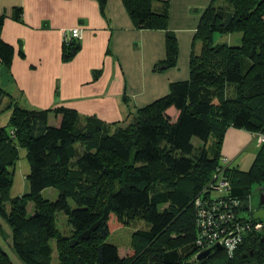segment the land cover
<instances>
[{"label": "trees", "instance_id": "trees-1", "mask_svg": "<svg viewBox=\"0 0 264 264\" xmlns=\"http://www.w3.org/2000/svg\"><path fill=\"white\" fill-rule=\"evenodd\" d=\"M106 1L100 0L102 7ZM156 1L123 0V4L138 28L168 30L169 1L164 0L160 10L155 9ZM225 1L233 12L221 3ZM211 3L196 32L202 39L201 54L192 50L190 79L171 83L168 94L130 114L128 125L124 120L107 124L97 117H82L65 106L25 109L11 96L4 105L7 94L0 86V113L12 110L9 125L31 162L26 176L30 193L13 198L9 209L0 196V211L12 226L10 244L25 264H50L52 241L57 242L61 264H244L242 254L258 248L256 238L264 233L247 237L234 257L219 250L206 260L194 259L199 248L193 200L220 167L227 128L264 134V0ZM16 12L19 17L21 8ZM5 17L0 13V69L10 71L16 48L1 36ZM217 32L241 33V44H216ZM166 40L167 56L158 68L178 64L177 37L168 31ZM80 42H63L66 60L81 50ZM171 108L179 111L175 121ZM50 113L63 114L59 126L49 125ZM12 139L11 132L0 126V193L12 184L20 156ZM228 172L232 194L249 196L251 183L264 180V143L249 171L230 167ZM53 188L59 192L47 204L41 196ZM103 192L110 212L83 239L81 234L103 218L107 208L99 206ZM30 198L36 211L29 215L25 208ZM53 209L68 216L71 240L77 244L56 230ZM139 215L148 224L135 234L139 254L123 258L118 246L106 238ZM153 252L156 263L148 258ZM259 257L264 258L260 250ZM0 264H14L1 244Z\"/></svg>", "mask_w": 264, "mask_h": 264}, {"label": "crops", "instance_id": "crops-1", "mask_svg": "<svg viewBox=\"0 0 264 264\" xmlns=\"http://www.w3.org/2000/svg\"><path fill=\"white\" fill-rule=\"evenodd\" d=\"M17 8L22 10L19 17ZM0 13L6 15L1 36L16 48L9 71L13 78L10 85L5 86L0 76V86L7 94L4 105L10 102L11 96L25 109L46 110L65 106L76 109L82 117H97L107 124L122 122L127 117L120 99L135 91L128 78L127 93L122 88L127 61L123 54L125 47L118 42L116 34L128 33L127 29L134 28L135 19L123 0H107L103 7L100 0H0ZM80 26L84 32L81 50L66 60L63 56V31ZM146 33L149 31L142 30L141 36ZM163 35L164 31L160 40L165 48L167 40ZM154 37H158L157 32ZM138 41L144 45L141 39ZM111 51L118 54L119 59ZM133 52L138 54L137 50ZM165 58L164 54L154 56L153 64L158 65L155 72L167 68L164 65L158 68ZM146 92L137 102L141 108L161 95L151 96ZM175 111L178 113L172 118L174 121L179 116V111ZM62 119L63 114L50 113L48 122L59 126ZM232 127L226 130L221 154L223 158L228 157L230 165L235 167L237 156L251 144L254 133Z\"/></svg>", "mask_w": 264, "mask_h": 264}, {"label": "rangeland", "instance_id": "rangeland-1", "mask_svg": "<svg viewBox=\"0 0 264 264\" xmlns=\"http://www.w3.org/2000/svg\"><path fill=\"white\" fill-rule=\"evenodd\" d=\"M167 1H169L168 4L170 5L168 13V30L142 29L149 31V33H146V35L143 34L141 36L142 30H139L140 28L137 27L135 22L134 28L127 29L128 33L120 34L117 32L116 34V36L118 35L119 37L118 42L125 47L123 49V54L125 55L124 59L127 61V66L125 68L126 75L124 73V80H121V83L123 85L122 88L124 89V92L127 93V89H129L127 87V80L129 79L130 87L133 89V91H135V93H133L132 95L126 96L125 99H122V97L120 99L121 105L123 104V107L125 109L124 112L125 114L127 113L126 115L124 114L125 116H127L124 119V125H128L131 121L132 116L130 117L129 115L135 113L137 109L141 108L137 105V102L139 101L138 99L142 98L145 95V90L147 91L146 94H149L151 96H153L154 94L158 96L161 93L160 97H164L171 91V83H174L176 81H186L187 79H190L191 52L192 50H194L197 56L198 54H201L202 39H200V37L198 36L196 37L198 25L202 17L201 9H203V11L207 10V8L212 5L211 2L213 1L215 5L218 6L221 0ZM162 2H164V0H158L156 1V3H154L156 10H160L162 8ZM221 3H223V5L230 13L233 12V6H231L228 1ZM155 31L157 32L158 37H154L156 33ZM163 31L165 38L168 31L172 32L177 37L179 43V55L177 61L178 64L175 67L165 68L164 71L155 72L154 70H157L158 65L153 64L154 56L160 57L163 56V54L164 57L167 56L166 45L164 48V42L160 40V35ZM213 38L214 43L216 44L222 43L232 46L241 44L243 37H241V33L237 32H217L215 33V35H213ZM139 39L144 42V45L141 44V41H138ZM145 39H148V41ZM134 50H137L138 54H135L133 52ZM112 54H114L116 59H119L117 56L118 54H115L114 51ZM126 56H129V58H127ZM165 90L166 92L164 94ZM127 97H129V99ZM158 98H155L153 101L157 100ZM11 113L12 110L10 109H3V111L0 113V126H5L8 132H11V136L13 137L12 140H14L16 143L15 148L17 151H20V156L13 172L14 180L9 188H7L6 190H2L0 193V196L3 198L4 204L6 205L5 207H7L8 209L13 198L17 197L18 195L28 194L31 191V185H29L26 178L31 169V162H29L27 151L21 146V141H18L17 138H15L16 130H12L11 126L9 125ZM171 113V117L175 118L178 112L171 109ZM259 150L260 145L258 141L253 138L251 140V144H248V146L240 152V155L237 156V159L235 160V167H238L242 171H249L259 154ZM13 168L14 166H9V169L13 170ZM250 189V201L246 202L244 206L249 205L252 209V207L256 208L257 205H260L261 195L262 193L264 194V180H261V182L251 183ZM58 192V188L47 189L43 192L41 197L43 200L45 199V202L47 204H50L56 199ZM103 193L104 196L102 197V201L99 206H102L101 209L104 210L107 207V197L106 192ZM216 194L217 193H215V195ZM70 203L73 207H75V203L72 199L70 200ZM42 204H44V202ZM35 205V200L30 198V200L26 202V213H28L29 215L35 213ZM107 210L109 214V207H107ZM51 213L53 214L55 219L56 230L59 233L61 232L65 235H69L71 242V238H73V228L70 224V219L68 218V216L62 211H57L54 209L51 210ZM143 216L144 215H139L135 219L126 222L123 227L113 230L112 233L106 238L107 242L112 244L114 243L118 246L120 254L123 258L128 257L132 253H136V255L139 254L137 250L138 246H136L139 239H137L138 237L135 234L138 229H147L148 224L146 223V220ZM12 237V226L9 222L6 221L4 213L0 211V244L3 246L8 255L11 256L14 264H25L17 255L16 250L12 248V244H10L11 242H13ZM52 246L54 248V251L52 258L50 259V264H61L59 258L60 255L58 254L57 242L52 241ZM154 253L155 252L149 255L148 258L156 263L158 257L157 254L154 255ZM198 254L199 253H196V256ZM196 256L194 257V259H196Z\"/></svg>", "mask_w": 264, "mask_h": 264}, {"label": "built area", "instance_id": "built-area-1", "mask_svg": "<svg viewBox=\"0 0 264 264\" xmlns=\"http://www.w3.org/2000/svg\"><path fill=\"white\" fill-rule=\"evenodd\" d=\"M63 33V42L66 43L71 40L81 41L84 36L81 26L69 28ZM2 61L0 59V65ZM254 138L259 145L264 143L263 133H255ZM230 167L232 165L228 158H222L220 167L214 172L211 181L193 200L198 236L196 243L199 248L197 253L219 242L227 256L234 257L247 237L264 229V219H255L250 210L249 219L240 218V215L247 212L243 207L250 201V195L238 197L232 194L234 188L228 172Z\"/></svg>", "mask_w": 264, "mask_h": 264}, {"label": "water", "instance_id": "water-1", "mask_svg": "<svg viewBox=\"0 0 264 264\" xmlns=\"http://www.w3.org/2000/svg\"><path fill=\"white\" fill-rule=\"evenodd\" d=\"M163 67H166V66H163ZM0 76H1V81L3 82V84L5 86H8L10 85V83L12 82L13 78L11 76V74L9 73V71L7 70V68L5 66H2L1 69H0ZM260 204H264V194L262 193L261 195V202ZM244 209L247 211L246 213L240 215V218H246V219H249L250 218V212H249V209H250V206L249 205H245L244 206ZM107 215H108V210L106 208L105 210V213L104 215L102 216L103 218L100 219V221L98 223H96L95 225H93L92 227L89 228V231L81 234V238L83 239H86L89 237V235L91 234V232L93 230H95L99 225L100 223L102 222L103 219L107 218ZM253 217L255 219H259V220H263L264 219V209H258V210H254V213H253ZM72 245H75L77 244L79 241H71ZM261 245H263V251H264V238L261 240ZM222 246L219 242H217V244L213 245V246H210L208 248H206V250L200 252L197 256H196V259H198L199 261H203V260H206V258H208L210 255L212 254H215L217 253L219 250H222Z\"/></svg>", "mask_w": 264, "mask_h": 264}, {"label": "flooded vegetation", "instance_id": "flooded-vegetation-1", "mask_svg": "<svg viewBox=\"0 0 264 264\" xmlns=\"http://www.w3.org/2000/svg\"><path fill=\"white\" fill-rule=\"evenodd\" d=\"M258 209L259 210L264 209V204L257 205L256 208L252 207L251 211L254 212V210H258ZM263 233H264V229L260 231V234H263ZM263 238H264V235L256 238V243L259 245L258 248H252L251 250H249V252H245L244 254H242L243 256L242 258H244V260H247L244 264H264V261H263L264 258L262 260V258L260 259L259 257V250H260V255L261 253H263L264 255V251L262 247L263 245H261V240Z\"/></svg>", "mask_w": 264, "mask_h": 264}, {"label": "clouds", "instance_id": "clouds-1", "mask_svg": "<svg viewBox=\"0 0 264 264\" xmlns=\"http://www.w3.org/2000/svg\"><path fill=\"white\" fill-rule=\"evenodd\" d=\"M250 211H251V207H250V209H249ZM251 213V212H250ZM254 212L252 211V214H253Z\"/></svg>", "mask_w": 264, "mask_h": 264}]
</instances>
